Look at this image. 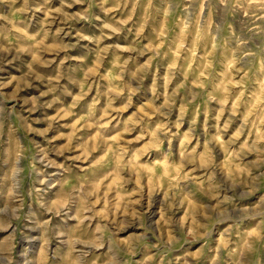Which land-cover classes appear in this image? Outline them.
<instances>
[{
  "label": "rangeland",
  "instance_id": "obj_1",
  "mask_svg": "<svg viewBox=\"0 0 264 264\" xmlns=\"http://www.w3.org/2000/svg\"><path fill=\"white\" fill-rule=\"evenodd\" d=\"M0 264H264V0H0Z\"/></svg>",
  "mask_w": 264,
  "mask_h": 264
}]
</instances>
